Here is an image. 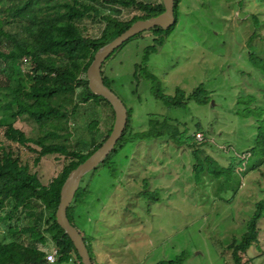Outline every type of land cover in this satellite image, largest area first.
I'll list each match as a JSON object with an SVG mask.
<instances>
[{"label":"rangeland","instance_id":"obj_1","mask_svg":"<svg viewBox=\"0 0 264 264\" xmlns=\"http://www.w3.org/2000/svg\"><path fill=\"white\" fill-rule=\"evenodd\" d=\"M97 7L102 17L122 21L142 15L102 1ZM255 16L262 21L259 27ZM102 17L79 21L84 35L100 37L106 25ZM160 36L162 45L156 43ZM255 56L264 61V0H182L169 35L149 30L105 62L113 91L133 110L134 133L146 131L151 119L169 120L188 130L184 140L198 133L204 139L194 147L199 157L190 144L178 145L169 138L132 143L113 159L119 170L116 177L104 166L85 175L82 186L89 194L73 207L72 220L87 239L95 263L235 264L231 246L239 245L257 205L264 201V159L255 156L261 119L249 114V108L264 109V69L255 65ZM11 68L0 58V150L13 151L48 186L69 161L55 154L35 165V152L7 139L10 125L35 139L55 130L52 123L40 127L27 116L15 115L18 105L7 88ZM29 68L30 62L23 71ZM148 75L168 97H175L179 89L191 96L201 87L209 104L192 100L184 108H169L156 98L157 83ZM88 94L86 85L77 89L66 109L78 108L70 116L69 129L60 131L71 134V150L84 153L93 148L94 137H105L114 118L105 101L84 103ZM94 122L99 133L91 128ZM64 141L49 138L51 143ZM199 161L204 165L201 172ZM210 162L215 166L209 169ZM231 167L235 171L222 170ZM26 211L0 224V242H31L29 236L13 237L9 231L28 225ZM258 231V242L248 255L241 254L246 264H264V215ZM55 249L46 247L48 252Z\"/></svg>","mask_w":264,"mask_h":264},{"label":"trees","instance_id":"obj_2","mask_svg":"<svg viewBox=\"0 0 264 264\" xmlns=\"http://www.w3.org/2000/svg\"><path fill=\"white\" fill-rule=\"evenodd\" d=\"M100 1L108 5L135 9L142 15L135 16L129 21H122L110 15L102 17L101 11L97 7ZM181 3L182 0L175 1L177 22L180 16ZM164 12L165 7L162 0L160 2L138 0H0V58L7 59L12 67L7 88L13 95L12 100L18 105L15 115L27 116L40 127L52 123L55 128L54 131L35 139L28 137L21 129L10 125L5 135L9 141L28 147L35 152L37 154L34 161L35 165H38L43 158L55 154L62 155L69 161L61 174L46 186L38 175L31 171L30 166L24 164L13 151L0 150V224L14 221L22 209L27 210L25 215L29 218L28 225L14 226L9 231L13 237L26 235L31 240L28 244L17 239L0 242V264H50L47 261V256L51 252L46 250L49 245L57 250V260L54 264L69 262L82 264L74 243L57 221L56 214L61 202V190L69 174L103 146L112 133L115 123V112L112 105L104 97L92 93L89 88L87 72L100 49L122 35L135 22L159 16ZM95 17H102L101 19L106 23L105 28L98 38L87 37L79 27L78 22ZM255 19V25L261 26L260 17L255 16ZM171 29L164 30L156 27L153 31L157 36L160 33L169 35ZM144 33L131 40L143 36ZM163 42L164 37L162 36L156 39L158 45H162ZM28 62L31 63V68H29L28 73H25L23 67ZM255 65L264 69V61L257 56H255ZM102 76L105 84L112 89L110 80L105 74L104 65ZM148 77L153 80L154 84L157 83L156 98L169 108H184L187 102L192 100L199 104H209L208 99L203 98L204 89L201 87L191 96H187L183 90L179 89L175 97H168L160 90V85L155 77L153 75H148ZM84 85L89 88V94L82 99L84 103L93 100L97 103L105 101L114 114L113 124L105 137L100 141L94 137L93 148L87 153L71 150L68 145L71 134L60 133V131L69 129L70 116L78 108L75 105L69 112L66 109V104L73 102L77 89ZM254 113L257 118L261 119L256 138L255 156L264 159L263 107L255 110L249 108V114ZM132 116L133 110L128 109V122L125 132L112 154L100 165L109 168L115 177L119 170L113 159L121 154L129 144L169 138L178 145L190 144L193 149L198 145V141L194 137L184 140L188 130L182 131L179 125L173 124L169 120L151 119L146 131L134 133L131 125ZM91 128L95 130V133L100 132L98 122H94ZM50 137L64 138L65 141L51 143L49 142ZM31 145L36 146V148ZM198 151L194 152L196 156H198ZM199 162L198 167L200 166V169L198 171L201 172L204 170V165L201 161ZM213 166H215L213 162H210L209 169ZM231 169L235 171L232 167L222 170L226 172ZM212 173L215 175L217 172ZM215 176L220 178L218 177L219 173ZM88 194L89 189L82 186L81 183L76 197L68 209V217L75 227L76 225L72 220L73 207L83 203ZM8 205L10 206L9 210L3 213ZM263 215L264 201L257 205L256 213L249 221L247 232L242 236L239 245L231 246V248H235L233 252L235 264H246L243 262L241 254L248 255L251 247L258 242V224ZM84 240L87 244L85 237ZM90 255L93 263L97 264L95 263V255L91 252ZM159 264L176 263L161 262Z\"/></svg>","mask_w":264,"mask_h":264},{"label":"water","instance_id":"obj_3","mask_svg":"<svg viewBox=\"0 0 264 264\" xmlns=\"http://www.w3.org/2000/svg\"><path fill=\"white\" fill-rule=\"evenodd\" d=\"M162 1L165 7L164 13L147 20L135 22L122 35L96 53L87 72L90 90L92 93L104 97L109 101L115 112V123L112 133L103 146L69 174L61 190V202L56 214L57 221L74 243L81 257L82 264L94 263L82 233L71 223L68 217V209L72 205L85 175L96 170L112 154L119 140L122 138L128 122V109L123 100L105 84L102 76V67L118 49L123 47L132 38L156 27L169 30L177 24L175 13L176 0Z\"/></svg>","mask_w":264,"mask_h":264},{"label":"built area","instance_id":"obj_4","mask_svg":"<svg viewBox=\"0 0 264 264\" xmlns=\"http://www.w3.org/2000/svg\"><path fill=\"white\" fill-rule=\"evenodd\" d=\"M204 139V136L202 133H198L196 134V140L199 142L203 141ZM57 260V250H54L52 251L50 254H48L47 256V261L50 263V264H54Z\"/></svg>","mask_w":264,"mask_h":264}]
</instances>
